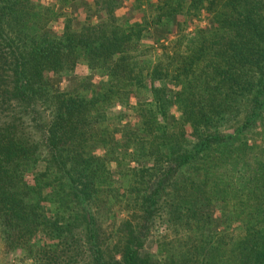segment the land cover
<instances>
[{
	"label": "trees",
	"instance_id": "trees-1",
	"mask_svg": "<svg viewBox=\"0 0 264 264\" xmlns=\"http://www.w3.org/2000/svg\"><path fill=\"white\" fill-rule=\"evenodd\" d=\"M117 1L95 2L106 16L81 22L75 12L87 2L0 0L4 246L34 264H264V155L247 139L264 114V0H151V19L130 26L114 16ZM182 10L207 12L209 27L167 41L164 19ZM59 18L63 32L52 43L48 26ZM144 30L158 45L153 60L141 44ZM80 63L92 78L104 76L100 84L78 80L91 93L84 99L58 86ZM146 82L152 99L135 109L142 126H122V112L105 124L107 108L131 88L143 96ZM142 155L153 158L149 167L129 171V192H145L142 211L117 221L112 172ZM39 161L47 182L38 196L45 187L60 206L72 203L71 216L35 208V185L17 170L31 173ZM155 216L176 238L182 228L190 234L152 254L144 231ZM217 219L240 223L242 232L217 227Z\"/></svg>",
	"mask_w": 264,
	"mask_h": 264
},
{
	"label": "rangeland",
	"instance_id": "rangeland-1",
	"mask_svg": "<svg viewBox=\"0 0 264 264\" xmlns=\"http://www.w3.org/2000/svg\"><path fill=\"white\" fill-rule=\"evenodd\" d=\"M99 0H76V3L81 4L82 2H87L86 9L79 8L75 12V17L77 20L84 22L86 18H90L92 16V20L97 19V16L103 18L106 16L107 12L99 6ZM154 1V0H152ZM151 0H141V3H138L136 0H118L117 6L114 10V16H116L117 21L121 25L137 24L143 23V20H150L153 16V12L148 9L147 4L153 3ZM33 3L39 4L43 7L46 4H52L55 0H32ZM97 2V3H95ZM147 2V4H146ZM188 4L184 6L185 9H188ZM97 10V13L94 14ZM185 10H182L177 17H170L166 20L165 23L167 28H171V33L169 32V40L181 39V38H189L191 34H193L198 29L208 28L209 20L208 13L205 11L199 12L198 15L190 16V14L185 13ZM94 14V15H93ZM91 20V21H92ZM98 20V19H97ZM145 24L146 21H144ZM149 22V21H148ZM76 23V21H74ZM142 25V24H141ZM143 26V25H142ZM148 26V24H147ZM172 26V27H171ZM48 29H50L51 35L50 40L52 43L57 42L58 38L63 32V20L53 19ZM141 44L144 49H149L150 52L146 56V58L154 57V50L157 52L158 45L156 44L155 37L151 35L150 32L144 30L142 33ZM160 44V43H159ZM64 76L59 78L58 86L60 89H71L79 94V97L89 98L91 93L83 90L78 86V80L81 82L86 80V78H92L90 71L87 69L84 63H80L75 67L73 71H65L63 72ZM104 78L100 75L93 77L91 80L93 82H97L100 84L101 80ZM160 83L154 81V85L157 86ZM151 86V83L146 82L139 89L143 91V96L139 94L137 90L135 93V89L131 88L133 91L129 94L128 98L124 97L121 101H114L111 104V107L107 108L106 116H105V124H116L117 123V112H122L121 116H123L121 125L130 127H141L144 120H142L143 115L140 116L138 113H135L136 106L139 102H143V106L146 107V101H151L152 97L146 91V86ZM150 104V103H148ZM263 114V109L260 108L256 111V114ZM263 122L261 124L255 125V127L247 134V139L249 144H252L254 147V153L259 157L264 155V114H263ZM157 126H162L160 122L156 121ZM187 132L190 134L191 129L189 126H186ZM152 136V135H151ZM97 154H102L103 151L100 146H95L94 148ZM132 159H129L128 164H124L121 168V173H115L113 170V174L111 175V186L112 188H116L119 190L117 196V204L118 208L115 209L114 213L116 215V220L120 219H129V214L131 213H140L141 209V198L145 195L144 191H141L138 194H131L130 184L132 182V175H130L129 171L132 169H141L149 167L148 163H151L152 157H146V155H142L143 159H137L135 156H129ZM127 157V161L128 158ZM152 158V159H148ZM145 159V160H144ZM132 160V161H131ZM151 160V161H150ZM151 166V165H150ZM114 167V165H112ZM44 170V162L39 161L31 173H26V169L19 168L17 170L18 174L24 175V178L28 180V184L35 185L32 189L33 192L30 193L32 199H38L35 202V208L40 212H45L49 215L60 216V218H64L65 216H71L73 213V205L72 203L60 206L59 201L54 198V194L51 193L50 190L44 187L42 191V197H39L37 193H39L40 188L43 186V183L47 182V177H40L41 173ZM112 170V169H111ZM151 172L149 174H153ZM144 188V186L139 187ZM219 214V213H218ZM216 214V215H218ZM220 217V215H218ZM218 217V219H219ZM214 221L217 227L226 229L228 232H232L233 234H240L242 232V228L240 223L232 221L226 223L224 219H221L220 222ZM140 220V218H139ZM141 221V220H140ZM142 222V221H141ZM177 233V232H176ZM176 233L172 228H169L167 224L159 217H153L150 219L149 223H147V229L144 231L145 234V250L150 251L152 254L157 253V248L165 247L168 242L177 241L179 238H186L188 234H190L187 230L181 229L179 237L176 238ZM42 240V237H38ZM43 241V240H42ZM0 264H34L33 260L29 258L22 250L20 249H7L0 237Z\"/></svg>",
	"mask_w": 264,
	"mask_h": 264
}]
</instances>
